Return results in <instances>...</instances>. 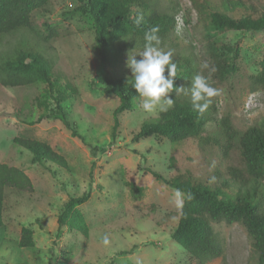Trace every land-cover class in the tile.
Listing matches in <instances>:
<instances>
[{"label": "rangeland", "instance_id": "1", "mask_svg": "<svg viewBox=\"0 0 264 264\" xmlns=\"http://www.w3.org/2000/svg\"><path fill=\"white\" fill-rule=\"evenodd\" d=\"M249 1L264 4V0ZM156 3L163 10L174 11L176 31L151 52L133 43L100 49L91 21L74 10V0H52L45 5L46 13H33L32 21L41 32L46 21L58 30L51 42H43L24 28L3 37L0 59L17 48L38 52L54 64L59 81L54 88L71 94L66 83L76 89L65 101L69 119L86 144L96 146L98 152L93 156L60 119L51 117L55 101L47 84L11 87L0 83V161L22 168L34 184L33 191L6 193L0 264H199L170 235L184 195L147 174L146 167L167 176L189 172L206 179L228 164L240 166L237 150H232L228 160H221L219 147L198 138L175 147L150 137L132 142L144 121L172 107L170 85H160L154 95L142 96L136 109L120 114L119 133L114 138L113 110L118 99L107 91L105 81L108 77L141 76L154 59L167 53L189 55L196 62L197 73L175 95L182 101L215 107L212 116L206 111L209 120L203 136L217 137L220 121L226 116L239 131L264 121V85L253 82L262 69L264 49L247 33L222 34L226 42L239 41L241 51L237 71L219 81L205 49V15L191 0ZM16 136L50 144L67 158L70 169L34 163L31 151L14 144ZM138 187H142L141 194ZM89 191L90 199L79 206L88 236L68 223L58 235L60 206L70 196ZM24 226L33 229L34 247L19 245ZM213 226L224 252L207 264H256L251 238L241 222L216 221Z\"/></svg>", "mask_w": 264, "mask_h": 264}, {"label": "trees", "instance_id": "2", "mask_svg": "<svg viewBox=\"0 0 264 264\" xmlns=\"http://www.w3.org/2000/svg\"><path fill=\"white\" fill-rule=\"evenodd\" d=\"M51 1L0 0V43L5 35L19 28L31 31L45 43L51 42L58 35L56 27L46 21L45 29L41 32L32 21L33 13H46L45 5ZM74 1V10L91 21L94 40L100 49L133 43L144 52H151L162 47L167 38L176 31L174 11L161 9L156 0ZM191 1L205 15V49L210 56L209 63L214 78L219 81L227 80L238 69L240 43L226 42L222 39V34L229 31L247 33L264 49V4L249 0H220L214 3L212 0ZM51 49L50 47L49 53ZM196 66V62L189 55L167 53L154 59L149 71L141 76L108 77L105 88L118 99L113 110L112 135L116 138L119 133L120 114L136 109L138 100L144 95H154L160 85H170L172 107L144 121L133 134L132 142L150 137L162 144L169 142L175 147L186 139L198 138L207 145L219 147L221 160H228L232 150H237L240 162V166L228 164L223 171L218 168L206 179L197 178L189 172L167 176L150 166L146 167L147 174L184 195L177 213V223L170 228L171 238L193 259H197L199 264H207L224 252L223 243L215 233L213 222H241L251 238L256 264H264V121L239 131L230 117L226 116L220 121L219 136L204 137L209 120L205 115L206 111L210 110L212 116L215 107L182 101L175 95L183 82L196 75ZM53 68L54 64L42 54L17 48L0 59V83L11 87L47 84L49 96H53L55 101L51 117L60 119L74 137L87 145L76 124L69 119L71 112L65 102L68 95L74 94L76 89L66 83L65 86L70 89L71 94L54 88L59 81L54 76ZM261 68L253 82L264 85V58ZM53 89L58 92L53 93ZM13 142L31 151L34 163L44 166L51 163L57 169H70L67 158L44 141L16 136ZM87 146L93 156L97 155L96 146ZM33 189L31 178L22 168L0 161V226L3 225L6 211L7 191L13 190L21 194ZM137 190L142 193V187ZM90 196V191L80 196H70L60 206L58 235L61 234L63 225L68 223L84 236H88L89 228L79 206L87 202ZM33 233L32 228L24 226L19 245L34 247L36 241Z\"/></svg>", "mask_w": 264, "mask_h": 264}]
</instances>
